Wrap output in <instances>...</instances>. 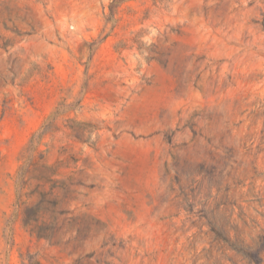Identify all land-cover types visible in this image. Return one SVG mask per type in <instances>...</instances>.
Returning a JSON list of instances; mask_svg holds the SVG:
<instances>
[{
	"label": "rangeland",
	"instance_id": "374dc122",
	"mask_svg": "<svg viewBox=\"0 0 264 264\" xmlns=\"http://www.w3.org/2000/svg\"><path fill=\"white\" fill-rule=\"evenodd\" d=\"M0 264H264V0H0Z\"/></svg>",
	"mask_w": 264,
	"mask_h": 264
},
{
	"label": "trees",
	"instance_id": "16d2710c",
	"mask_svg": "<svg viewBox=\"0 0 264 264\" xmlns=\"http://www.w3.org/2000/svg\"><path fill=\"white\" fill-rule=\"evenodd\" d=\"M34 139H35V136H33V137L31 138V140H30V142H29V146H28V148H27L28 150L32 148Z\"/></svg>",
	"mask_w": 264,
	"mask_h": 264
}]
</instances>
